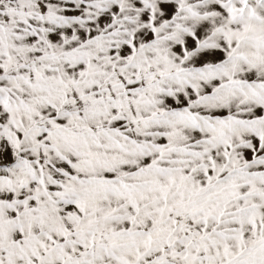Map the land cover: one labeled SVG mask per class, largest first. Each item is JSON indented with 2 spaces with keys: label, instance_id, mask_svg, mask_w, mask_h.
Returning <instances> with one entry per match:
<instances>
[{
  "label": "snow or ice",
  "instance_id": "obj_1",
  "mask_svg": "<svg viewBox=\"0 0 264 264\" xmlns=\"http://www.w3.org/2000/svg\"><path fill=\"white\" fill-rule=\"evenodd\" d=\"M0 264H264V0H0Z\"/></svg>",
  "mask_w": 264,
  "mask_h": 264
}]
</instances>
